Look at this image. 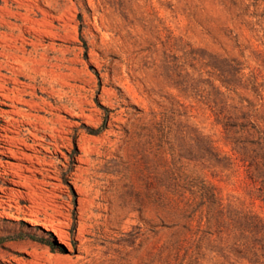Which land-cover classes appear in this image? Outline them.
I'll return each mask as SVG.
<instances>
[{"label": "rangeland", "instance_id": "rangeland-1", "mask_svg": "<svg viewBox=\"0 0 264 264\" xmlns=\"http://www.w3.org/2000/svg\"><path fill=\"white\" fill-rule=\"evenodd\" d=\"M263 153L264 0H0V264H264Z\"/></svg>", "mask_w": 264, "mask_h": 264}, {"label": "bare ground", "instance_id": "bare-ground-1", "mask_svg": "<svg viewBox=\"0 0 264 264\" xmlns=\"http://www.w3.org/2000/svg\"><path fill=\"white\" fill-rule=\"evenodd\" d=\"M72 163H75V159H72ZM65 174V173H64ZM62 175V182L65 184V185H67V183L69 182V179H70V177H69V175ZM70 188V191H72V188L71 187H69ZM7 190V188H3V192H5ZM43 200V199H42ZM75 201H76V197H75V195H72V204L74 205V203H75ZM73 217L75 218V206H74V209H73ZM32 222V221H31ZM33 224H39L38 222H36V221H34L33 222ZM46 227V229L47 230H50L47 226H45ZM60 240L62 241V242H65V240L63 239V238H60Z\"/></svg>", "mask_w": 264, "mask_h": 264}, {"label": "trees", "instance_id": "trees-1", "mask_svg": "<svg viewBox=\"0 0 264 264\" xmlns=\"http://www.w3.org/2000/svg\"><path fill=\"white\" fill-rule=\"evenodd\" d=\"M99 129L91 130V131L95 132V131H98ZM262 158L264 159V153H263V157ZM48 235L50 236L52 243L55 244V245H58V242H57L56 238L52 234H48Z\"/></svg>", "mask_w": 264, "mask_h": 264}]
</instances>
